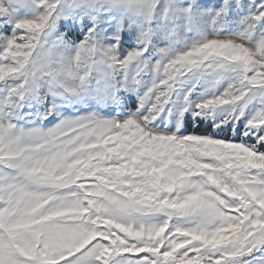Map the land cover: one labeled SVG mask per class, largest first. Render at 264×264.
Returning a JSON list of instances; mask_svg holds the SVG:
<instances>
[{
    "label": "snow or ice",
    "instance_id": "snow-or-ice-1",
    "mask_svg": "<svg viewBox=\"0 0 264 264\" xmlns=\"http://www.w3.org/2000/svg\"><path fill=\"white\" fill-rule=\"evenodd\" d=\"M0 264H264V0H0Z\"/></svg>",
    "mask_w": 264,
    "mask_h": 264
}]
</instances>
